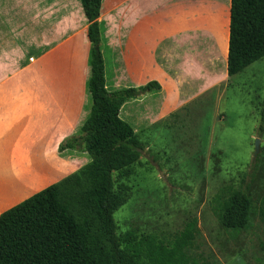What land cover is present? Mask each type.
<instances>
[{
  "label": "crops",
  "instance_id": "obj_1",
  "mask_svg": "<svg viewBox=\"0 0 264 264\" xmlns=\"http://www.w3.org/2000/svg\"><path fill=\"white\" fill-rule=\"evenodd\" d=\"M213 7L102 0L107 88L162 86L122 105L120 117L135 132L148 135L225 81ZM88 25L81 0H0V215L89 161L81 149L59 152L92 107ZM223 33L227 58L229 29Z\"/></svg>",
  "mask_w": 264,
  "mask_h": 264
},
{
  "label": "trees",
  "instance_id": "obj_2",
  "mask_svg": "<svg viewBox=\"0 0 264 264\" xmlns=\"http://www.w3.org/2000/svg\"><path fill=\"white\" fill-rule=\"evenodd\" d=\"M91 43L87 92L88 117L64 139L59 151L81 149L90 160L77 171L33 194L0 215V264H193L185 251L194 224L172 243L156 235L118 233L115 212L126 203V189H116L114 173L129 177L146 148L120 117L124 102L160 91L152 80L135 87L106 86L100 14L102 0H81ZM227 75L244 71L264 58V0H230ZM260 131H264V109ZM144 134V133H143ZM145 136V135H144ZM220 224L235 236L248 230L254 216L264 220V200L256 209L244 190L217 200Z\"/></svg>",
  "mask_w": 264,
  "mask_h": 264
},
{
  "label": "rangeland",
  "instance_id": "obj_3",
  "mask_svg": "<svg viewBox=\"0 0 264 264\" xmlns=\"http://www.w3.org/2000/svg\"><path fill=\"white\" fill-rule=\"evenodd\" d=\"M209 1L221 23L217 56L222 71L230 0ZM224 80L148 135L142 133L146 148L133 173L125 178L114 173L116 189L127 187L126 203L114 217L119 234L132 230L167 244L193 223L194 236L185 247L193 264H264L259 213L236 236L215 213L217 200L234 190L249 194L256 209L264 200V58Z\"/></svg>",
  "mask_w": 264,
  "mask_h": 264
},
{
  "label": "water",
  "instance_id": "obj_4",
  "mask_svg": "<svg viewBox=\"0 0 264 264\" xmlns=\"http://www.w3.org/2000/svg\"><path fill=\"white\" fill-rule=\"evenodd\" d=\"M256 149H257V151L259 149V139H257V141H256Z\"/></svg>",
  "mask_w": 264,
  "mask_h": 264
}]
</instances>
